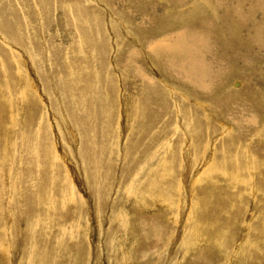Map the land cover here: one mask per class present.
Instances as JSON below:
<instances>
[{
  "label": "rangeland",
  "instance_id": "1",
  "mask_svg": "<svg viewBox=\"0 0 264 264\" xmlns=\"http://www.w3.org/2000/svg\"><path fill=\"white\" fill-rule=\"evenodd\" d=\"M244 1L0 0V264H264V0ZM191 60L210 85L178 76Z\"/></svg>",
  "mask_w": 264,
  "mask_h": 264
},
{
  "label": "bare ground",
  "instance_id": "2",
  "mask_svg": "<svg viewBox=\"0 0 264 264\" xmlns=\"http://www.w3.org/2000/svg\"><path fill=\"white\" fill-rule=\"evenodd\" d=\"M174 3H176L177 4V6H178V4H180V3H182V2H187V0H172ZM234 0H232V2H233ZM188 2H190V1H188ZM231 2V3H232ZM236 2H237V4H243L244 5V0H236ZM175 7V6H174ZM178 7H181V6H178ZM173 8V7H172ZM171 8V9H172ZM174 9H176V7L175 8H173V10ZM179 10V9H178ZM248 11V10H247ZM168 12V11H167ZM222 16V18L223 17H226V16H224V15H221ZM202 19V23H203V27L204 28H207L208 30L210 29V27L211 28H213V26L210 24V23H208L207 21H209V22H211L210 20H207L206 18V20L207 21H205L203 18H200V20ZM248 19H249V11L243 16V18L242 19H237L236 20V22H235V20L232 22V23H230L231 25H232V28L233 29H235L236 27H237V22H239V23H241V22H244V23H246L247 21H248ZM201 23V22H200ZM216 23V22H215ZM216 25V24H215ZM200 26V25H199ZM195 27V26H194ZM202 27V28H203ZM207 30V31H208ZM198 32V33H197ZM197 32H196V36L195 35H193V36H191V42L189 43L190 45H195L196 43H198L199 41H202L204 38V35H205V32H206V30L205 29H197ZM199 33H202V34H199ZM209 34V33H208ZM213 34V33H212ZM211 34V35H212ZM185 35L184 34H177V35H175L174 37H172V42L174 43V44H182L184 41H186V39H185ZM208 37H209V35H208ZM212 37V36H211ZM210 38V37H209ZM205 41H207V38H206V40ZM210 41H208L207 42V44L209 43ZM170 44H171V42H170ZM154 46H157V47H165L164 46V44L163 43H161V42H159V43H157V44H155ZM206 67H207V64H206V62L205 61H203V60H199V61H187V62H184V63H182V64H180V65H178V72L180 73V75H178V76H184V77H186V78H188V80L189 81H191V82H193L195 85H197V86H204V85H206V84H208V82L207 83H205V81H206V75H207V71H206ZM175 74H178V73H175ZM183 78V77H182ZM221 82V81H220ZM208 85H210V84H208ZM208 85H206V86H208ZM207 88V87H206ZM206 90V89H205Z\"/></svg>",
  "mask_w": 264,
  "mask_h": 264
}]
</instances>
